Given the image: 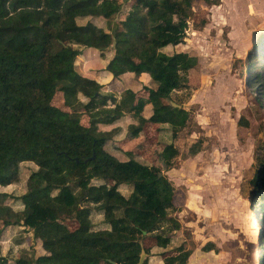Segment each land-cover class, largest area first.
I'll return each mask as SVG.
<instances>
[{
    "label": "trees",
    "instance_id": "16d2710c",
    "mask_svg": "<svg viewBox=\"0 0 264 264\" xmlns=\"http://www.w3.org/2000/svg\"><path fill=\"white\" fill-rule=\"evenodd\" d=\"M203 1L219 5V0ZM192 4L193 0H0V185L17 182L20 164L36 166L17 199L22 209L14 210L6 204L10 195L0 193V239L5 228H28L45 251L38 257L22 254L15 264H139L147 237L167 248L180 231L178 188L159 168L135 159L139 156L120 161L107 152L108 142L118 151L112 139L117 131H103L98 124L110 125L129 115L135 123L128 125L126 138L149 126L167 125L172 139L196 124L182 106L192 95L182 79L198 65V58L163 52L184 43ZM124 8V19L112 26ZM89 19L103 20L107 30L89 21L78 23ZM261 39L253 57L261 58L264 52L257 54ZM110 47L114 56L107 71L114 79L126 73L149 79L139 90H124L118 101L75 70L82 49L104 52ZM57 96L62 107L54 103ZM147 106L150 116L145 118ZM83 115L89 117L88 126L81 123ZM202 149L203 139H198L188 154L195 156ZM175 158L167 170L174 167ZM263 174L264 168L255 177L262 176L256 189L264 188ZM93 180L111 187L104 189ZM120 186L131 188L128 196L120 193ZM257 200L262 217L264 189ZM88 204L102 213L106 228L93 229ZM65 217L76 220L74 230L63 223ZM260 243L264 264L263 230ZM201 250L217 253L211 242ZM160 257L161 264H187L189 253L178 247L173 255ZM0 264H7L1 246Z\"/></svg>",
    "mask_w": 264,
    "mask_h": 264
},
{
    "label": "rangeland",
    "instance_id": "374dc122",
    "mask_svg": "<svg viewBox=\"0 0 264 264\" xmlns=\"http://www.w3.org/2000/svg\"><path fill=\"white\" fill-rule=\"evenodd\" d=\"M192 7L193 18L188 22L184 43L168 46L163 52H186L198 58V65L182 79L192 88V95L182 106L193 115L196 124L184 129L175 139L167 125L149 126L126 138L128 125L135 123L129 115L98 127L117 131L112 139L118 151L108 142L107 152L120 161L139 156L135 159L159 168L178 188L181 211L176 213V218L181 229L167 248L158 246L159 242L151 236L145 239L144 252L151 255L145 257L148 263L154 257L152 264H160L161 255H173L181 247L189 253L187 264H260L264 216L261 217L262 210L257 208L261 205L257 199L264 188L256 189L255 183L262 176L258 180L255 177L264 168V52L261 58L253 57V48L264 35V0H219L217 6L193 0ZM126 11L124 8L112 26L124 19ZM87 21L107 30L100 19L78 23ZM202 21H205L203 27ZM263 41L264 38L257 54L264 49ZM84 50L76 58L75 70L81 76L99 77L103 95L118 101L124 90L136 91L148 84L144 75L140 79L126 75L117 81L112 78L104 81L114 49L89 52L86 60L82 56ZM54 103L59 107L64 105L61 96L55 97ZM108 106H112L111 101ZM144 115L147 117L148 113ZM81 123L88 126L89 117L83 115ZM198 139H203V149L189 156V146ZM174 158V167L167 170V163ZM35 170L33 163H22L17 182L0 185V193L10 195L6 204L14 210L22 209L17 199L25 193L28 176ZM91 183L104 189L111 187L99 180ZM130 190L128 186L119 187L125 196ZM88 205L93 229L106 228L102 213ZM63 220L71 230L77 227L75 219ZM209 242L217 248V253L202 252L201 248ZM0 246L7 264H15L22 254L29 257L45 254L41 242L28 228L3 229Z\"/></svg>",
    "mask_w": 264,
    "mask_h": 264
},
{
    "label": "crops",
    "instance_id": "0c3cea01",
    "mask_svg": "<svg viewBox=\"0 0 264 264\" xmlns=\"http://www.w3.org/2000/svg\"><path fill=\"white\" fill-rule=\"evenodd\" d=\"M86 52V53H85ZM89 52H95V50L94 49H85L84 50V52H83V57H84V60H86L88 57V53ZM84 53H85V55H84ZM105 75H106V77H103V79H104V81H107V80H109V78H112V79H114L113 78V76L108 72V71H105ZM126 75H128V76H132V74H130V73H126V74H124V75H122L120 78H122L123 76H126ZM83 76H85V78H88V79H91V80H94V81H96V82H98L100 85H102V83L101 82H99V77H97V76H92V75H89V76H87V75H83ZM142 76L143 75H141L140 77H139V79L140 78H142ZM144 76H146V75H144ZM146 78H148L147 76H146ZM115 81H117L118 79H114ZM149 80V79H148ZM145 113H148V116L147 117H149L150 116V107L149 106H147L146 108H145V111H144V114ZM143 114V115H144ZM144 117L145 118H147L145 115H144ZM178 233V232H177ZM173 239H174V237H173ZM171 243H173V240L171 241ZM170 243V244H171ZM152 260L151 261H149V263L148 264H152V263H154V257H152L151 258ZM160 264H161V262H160Z\"/></svg>",
    "mask_w": 264,
    "mask_h": 264
},
{
    "label": "water",
    "instance_id": "95a60500",
    "mask_svg": "<svg viewBox=\"0 0 264 264\" xmlns=\"http://www.w3.org/2000/svg\"><path fill=\"white\" fill-rule=\"evenodd\" d=\"M172 106H176L174 103H171ZM77 161V160H76ZM162 174H159V176H161ZM146 257V254L144 251L141 252V255H140V259H139V264H142L144 259Z\"/></svg>",
    "mask_w": 264,
    "mask_h": 264
}]
</instances>
